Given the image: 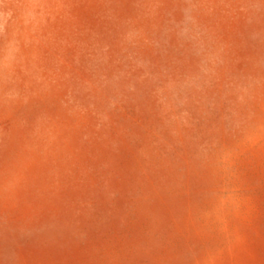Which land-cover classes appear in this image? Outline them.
Returning a JSON list of instances; mask_svg holds the SVG:
<instances>
[{
    "label": "rangeland",
    "instance_id": "obj_1",
    "mask_svg": "<svg viewBox=\"0 0 264 264\" xmlns=\"http://www.w3.org/2000/svg\"><path fill=\"white\" fill-rule=\"evenodd\" d=\"M0 264H264V0H0Z\"/></svg>",
    "mask_w": 264,
    "mask_h": 264
}]
</instances>
